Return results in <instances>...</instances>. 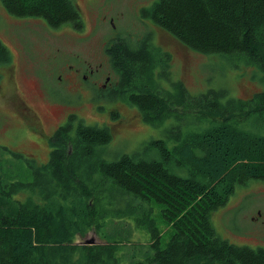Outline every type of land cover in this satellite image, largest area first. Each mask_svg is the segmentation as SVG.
Returning a JSON list of instances; mask_svg holds the SVG:
<instances>
[{
    "label": "trees",
    "instance_id": "trees-1",
    "mask_svg": "<svg viewBox=\"0 0 264 264\" xmlns=\"http://www.w3.org/2000/svg\"><path fill=\"white\" fill-rule=\"evenodd\" d=\"M0 1L10 14L51 27L84 25L75 0ZM141 18L197 52L256 65L262 90L247 99L225 88L192 95L173 80L170 55L151 31L108 43L118 77L112 92L146 124L166 125L165 137L109 161L102 154L110 129L68 115L49 137L46 163L35 166L28 156L29 170H15L20 180L4 179L0 169V264H120L121 239L79 238L109 225L120 233L116 225L127 217L151 231L155 250L131 264H264V248L228 241L210 218L237 184L264 180V0H156ZM12 65L0 39V84ZM159 223L171 226L163 248Z\"/></svg>",
    "mask_w": 264,
    "mask_h": 264
},
{
    "label": "rangeland",
    "instance_id": "rangeland-1",
    "mask_svg": "<svg viewBox=\"0 0 264 264\" xmlns=\"http://www.w3.org/2000/svg\"><path fill=\"white\" fill-rule=\"evenodd\" d=\"M75 1L84 22L81 30L70 24L55 28L41 18L14 16L0 1V39L13 61L11 68L2 71L0 84V169L4 179H9L11 173H14L13 180L24 179L15 174V170H29L25 161L28 153L35 157V166L47 162L49 137L67 121L66 115L74 114L88 125L110 129L112 138L102 154L109 161L122 152L136 150L151 138L165 137L166 125L153 128L146 124L135 106L127 104L111 90H95L81 79L70 81L67 67L78 65L79 60L87 68L101 62L102 68L95 79L103 82V74L110 69L105 54L106 40L114 33L135 39L151 31L152 26L141 21V10L156 0ZM152 35L155 45L170 55L173 80H181L192 95L225 88L229 96L247 99L263 88L262 71L256 65L239 57H234L230 63L226 58L197 52L164 29ZM59 74L62 75L60 80L57 79ZM161 82L171 89L168 82ZM17 97L39 115L47 137L38 136L26 117L16 116L15 110L21 105ZM31 138H40L43 142L32 143ZM257 210L264 211V180L254 179L237 184L227 202L215 209L210 218L216 232L228 241L264 248V223L250 219ZM120 221L123 222L116 225L122 228L120 233L113 228L110 230L109 225L100 232L89 231L79 240L94 239V243H104L102 234L105 233L109 239H121L123 245L117 253L120 264H131L154 253L149 229L136 225L132 217ZM159 226L164 227L160 240L163 248L170 237L171 226L161 223ZM125 251L127 256L123 254Z\"/></svg>",
    "mask_w": 264,
    "mask_h": 264
},
{
    "label": "flooded vegetation",
    "instance_id": "flooded-vegetation-1",
    "mask_svg": "<svg viewBox=\"0 0 264 264\" xmlns=\"http://www.w3.org/2000/svg\"><path fill=\"white\" fill-rule=\"evenodd\" d=\"M141 18V17H140ZM141 21H143L144 23H146L147 25L152 26L151 32L153 33H159L161 28L157 27L156 25L150 23L149 21H147L146 19L141 18ZM110 22L113 23L112 19H110ZM158 29V30H156ZM81 30V29H80ZM153 36V35H152ZM121 37H125L123 35H119L117 33H114L111 37H109L106 41L105 44V48L108 45V43H111L114 40H117L118 38ZM109 63V62H108ZM78 65H74V64H69L67 65L68 69L70 70L68 72L69 76L68 79L72 82L74 81H79V79L88 82L89 83V87L94 88L95 90L98 91H109V90H115L116 86L118 85V77L115 75L114 71L111 69L110 65L109 68L103 75H104V81L99 83L95 78L98 74V72H100L99 70H101L102 68V63L100 62L99 64H97V66H89L88 68L84 65V62L82 61H78L77 63ZM103 73V71H102ZM62 77L61 74H59L57 76V79L60 80ZM19 103L22 105H19L18 109L15 110V114L16 116L22 118V117H26L28 120L31 121L32 125H33V130L38 134V136H41L42 138L47 137V133L45 132V128L43 127V125L40 122V117L37 113H35L33 111L32 108H30L25 101H23L21 98H18ZM22 100V101H21ZM66 117H68L66 115ZM30 141H32V143H41L43 141H41L40 138H31ZM50 146V145H49ZM50 150H51V146H50ZM49 153L48 152V157H49ZM28 155L32 158L35 159V157L33 156L32 153H28ZM264 211L261 210H257L255 215L251 216V220L252 221H259L264 223V213H262Z\"/></svg>",
    "mask_w": 264,
    "mask_h": 264
},
{
    "label": "water",
    "instance_id": "water-1",
    "mask_svg": "<svg viewBox=\"0 0 264 264\" xmlns=\"http://www.w3.org/2000/svg\"><path fill=\"white\" fill-rule=\"evenodd\" d=\"M85 244H93L94 243V239H83L82 241Z\"/></svg>",
    "mask_w": 264,
    "mask_h": 264
}]
</instances>
